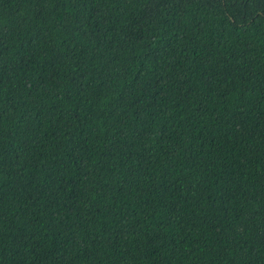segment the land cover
Returning a JSON list of instances; mask_svg holds the SVG:
<instances>
[{"label":"trees","instance_id":"obj_1","mask_svg":"<svg viewBox=\"0 0 264 264\" xmlns=\"http://www.w3.org/2000/svg\"><path fill=\"white\" fill-rule=\"evenodd\" d=\"M0 264H264V0H0Z\"/></svg>","mask_w":264,"mask_h":264}]
</instances>
